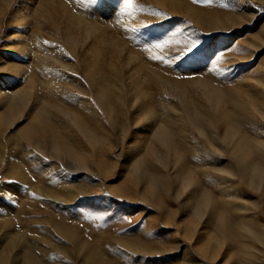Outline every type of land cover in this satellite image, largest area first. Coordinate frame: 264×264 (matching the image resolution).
I'll return each mask as SVG.
<instances>
[{"label": "rangeland", "instance_id": "374dc122", "mask_svg": "<svg viewBox=\"0 0 264 264\" xmlns=\"http://www.w3.org/2000/svg\"><path fill=\"white\" fill-rule=\"evenodd\" d=\"M0 157V264H264V0H0Z\"/></svg>", "mask_w": 264, "mask_h": 264}, {"label": "snow or ice", "instance_id": "6c2138e0", "mask_svg": "<svg viewBox=\"0 0 264 264\" xmlns=\"http://www.w3.org/2000/svg\"><path fill=\"white\" fill-rule=\"evenodd\" d=\"M90 2H91V3H95L96 0H90ZM125 5H126V7H131V6H132V0H125ZM172 36L175 37V36H176V32H173V33H172ZM164 43H167V40H166ZM154 46H155L156 48H161V47H163V44H161V43H156ZM195 47H196L195 44L189 45V46H188V50L191 51V50H192L193 48H195ZM97 218H101V217H97Z\"/></svg>", "mask_w": 264, "mask_h": 264}, {"label": "bare ground", "instance_id": "6f19581e", "mask_svg": "<svg viewBox=\"0 0 264 264\" xmlns=\"http://www.w3.org/2000/svg\"><path fill=\"white\" fill-rule=\"evenodd\" d=\"M42 110H43V109H42ZM40 112H41V111H40ZM45 113H46V111H45ZM38 117H39V116H38ZM40 117H42V115H41ZM40 119H41V118H40ZM41 121H43V120H41ZM44 122H45V119H44ZM37 123H38V122H37ZM30 124H33V123H30ZM30 124H29V127H31ZM45 124H46V123H45ZM41 125H42V124H41ZM43 125H44V124H43ZM45 126H46V125H45ZM45 126H44V127H45ZM29 127H28V128H29ZM33 127H34V126H33ZM38 127H39V126H38ZM41 127H42V126H41ZM26 128H27V126H26ZM29 133H30V131H29ZM36 133H37V132H36ZM32 134H33V133H32ZM32 134H31V135H32ZM34 137H35V134H34ZM34 137H33V138H34ZM58 144H59V143H58ZM60 144H61V143H60ZM67 155H69V157H73L71 151H68V152H67ZM2 158H3V157H0V162H1ZM41 162H42V161H41ZM25 178H26V177H25ZM20 180H21V179H20Z\"/></svg>", "mask_w": 264, "mask_h": 264}]
</instances>
